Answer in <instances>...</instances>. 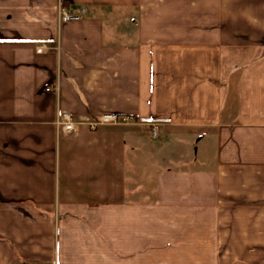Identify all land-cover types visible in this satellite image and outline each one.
I'll return each instance as SVG.
<instances>
[{
  "label": "crops",
  "instance_id": "1",
  "mask_svg": "<svg viewBox=\"0 0 264 264\" xmlns=\"http://www.w3.org/2000/svg\"><path fill=\"white\" fill-rule=\"evenodd\" d=\"M0 264H264V0H0Z\"/></svg>",
  "mask_w": 264,
  "mask_h": 264
},
{
  "label": "built area",
  "instance_id": "2",
  "mask_svg": "<svg viewBox=\"0 0 264 264\" xmlns=\"http://www.w3.org/2000/svg\"><path fill=\"white\" fill-rule=\"evenodd\" d=\"M84 12V10H83ZM81 18V14L73 12L69 8H67L62 1L59 2L58 5V19L59 22H66L69 20H78ZM45 45H39L38 52H42L44 50ZM52 89L51 86H47L46 90L50 91ZM58 89V87H57ZM136 121V118L132 115H120L117 112L104 111L99 114V116L95 119L88 120V125L91 129H96L99 125L105 124H132ZM58 128L66 134H72L76 131V122L73 121L72 116L69 112L63 111L57 118ZM152 134L154 137L159 135V127L156 123H152L150 125Z\"/></svg>",
  "mask_w": 264,
  "mask_h": 264
},
{
  "label": "rangeland",
  "instance_id": "3",
  "mask_svg": "<svg viewBox=\"0 0 264 264\" xmlns=\"http://www.w3.org/2000/svg\"><path fill=\"white\" fill-rule=\"evenodd\" d=\"M153 135V134H152ZM155 138V137H154ZM159 140V138H156L155 141L157 142ZM177 140L173 139V140H170V146L174 145V143H176ZM178 143V142H177ZM197 147H199V145L195 144L191 146V153L192 151L194 152L195 150H197ZM202 148H200V151H198V156H201L202 155V151H201ZM208 154L207 156L209 158H211V163H212V157H213V148H209L208 150ZM137 169H141V171H139V173L137 171H134V170H137ZM134 173H137L138 175V179L140 180H145L147 181V184L149 187H152V183H154V172H152L151 170H148V167L147 166H140V167H135L133 166V168L131 169V171L129 170V173H128V176H130V174H134ZM152 189V188H151ZM154 189V188H153Z\"/></svg>",
  "mask_w": 264,
  "mask_h": 264
}]
</instances>
